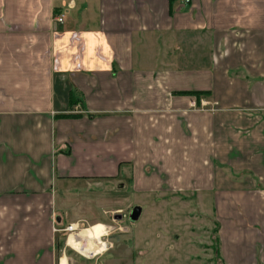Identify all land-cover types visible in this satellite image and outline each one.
Returning <instances> with one entry per match:
<instances>
[{
    "label": "crops",
    "instance_id": "0c3cea01",
    "mask_svg": "<svg viewBox=\"0 0 264 264\" xmlns=\"http://www.w3.org/2000/svg\"><path fill=\"white\" fill-rule=\"evenodd\" d=\"M185 1L0 0V264H107L64 226L185 194L264 264V0Z\"/></svg>",
    "mask_w": 264,
    "mask_h": 264
},
{
    "label": "rangeland",
    "instance_id": "374dc122",
    "mask_svg": "<svg viewBox=\"0 0 264 264\" xmlns=\"http://www.w3.org/2000/svg\"><path fill=\"white\" fill-rule=\"evenodd\" d=\"M120 203L123 211L118 213L121 216L119 220L108 215L104 218V226L101 224L90 226L86 222H81L78 226V231L81 230L79 234L77 233L78 236H83L88 229L97 225H101L102 234L99 239L97 238L100 251L92 256L75 253L77 257L83 259L89 257L94 260L108 258L107 264H142L147 256H168L176 259L193 256L199 258V264H213L211 241L214 238L212 232L214 228L212 216H209L212 215V209L210 206L207 208L210 202H204L206 207L202 204L199 206L197 201H192L191 196L186 194L157 202L136 196L129 202L141 209L135 222L130 219L131 208L127 212L124 210L126 202ZM104 207H107V204H104ZM100 218L101 214L95 211L87 212L85 216L87 222ZM68 226L70 224L64 227ZM149 229L163 231L162 234H158V239L153 240L162 241L164 248L150 250L146 246L151 235L150 232L147 233ZM65 234L66 237L70 233ZM190 244L191 247L188 246Z\"/></svg>",
    "mask_w": 264,
    "mask_h": 264
},
{
    "label": "bare ground",
    "instance_id": "6f19581e",
    "mask_svg": "<svg viewBox=\"0 0 264 264\" xmlns=\"http://www.w3.org/2000/svg\"><path fill=\"white\" fill-rule=\"evenodd\" d=\"M100 226L97 225L87 231L85 230L86 232L83 236H73L70 234L68 236V245L81 255L92 256L100 248L98 242L99 236L102 234V228Z\"/></svg>",
    "mask_w": 264,
    "mask_h": 264
},
{
    "label": "trees",
    "instance_id": "16d2710c",
    "mask_svg": "<svg viewBox=\"0 0 264 264\" xmlns=\"http://www.w3.org/2000/svg\"><path fill=\"white\" fill-rule=\"evenodd\" d=\"M182 94H186V95H196L198 96L199 94L198 93H192V92H185V93H182ZM218 227L216 226L214 229H213V234H214V238L213 240L211 241L212 244H211V250H213V254H214V262L213 264H223L221 258H220V254H219V246H218V237H217V229Z\"/></svg>",
    "mask_w": 264,
    "mask_h": 264
},
{
    "label": "built area",
    "instance_id": "2783aa9c",
    "mask_svg": "<svg viewBox=\"0 0 264 264\" xmlns=\"http://www.w3.org/2000/svg\"><path fill=\"white\" fill-rule=\"evenodd\" d=\"M185 2H187V0H186ZM54 22H55V23H62V16L55 17ZM54 231H57V230L55 229ZM62 231L65 232V233H70V234H72L73 236L75 235V233H79V231H77V228L74 227L73 225H70V226H68V227L63 228ZM70 234H69V235H70ZM69 235H67V237H68ZM75 236H77V234H76ZM88 258H89V257H88Z\"/></svg>",
    "mask_w": 264,
    "mask_h": 264
},
{
    "label": "water",
    "instance_id": "95a60500",
    "mask_svg": "<svg viewBox=\"0 0 264 264\" xmlns=\"http://www.w3.org/2000/svg\"><path fill=\"white\" fill-rule=\"evenodd\" d=\"M140 213H141V209H140L139 207H134L133 210H132L131 213H130V219H131V221H132V222L137 221V219H138ZM120 218H121L120 216H117L116 219L119 220Z\"/></svg>",
    "mask_w": 264,
    "mask_h": 264
}]
</instances>
